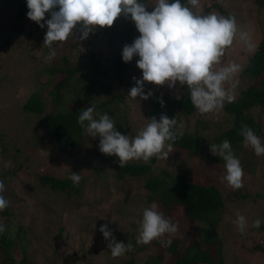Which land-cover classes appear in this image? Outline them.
Listing matches in <instances>:
<instances>
[{
  "label": "rangeland",
  "instance_id": "374dc122",
  "mask_svg": "<svg viewBox=\"0 0 264 264\" xmlns=\"http://www.w3.org/2000/svg\"><path fill=\"white\" fill-rule=\"evenodd\" d=\"M16 1L0 0L1 30L8 23V15L15 11ZM212 1L222 3L233 14L237 25L233 44L225 49L220 63L215 65L217 70L232 62L240 66V71L232 78L233 82L238 81L232 90L235 99L255 80L244 68L264 32V8L258 6V0H199V5L192 10L201 11L204 3L210 4ZM156 2L150 1L146 10L153 11L151 5ZM212 13L225 17L216 10ZM50 18V13H46L43 28L40 25L36 27V22L29 19L22 32L12 35L8 46L0 43V174L7 165L9 169H15L14 173L0 178L6 185L4 196L9 201V206L5 208L9 212L0 210V223L4 226L5 238L10 243V255L16 258L15 263L127 264L129 256L126 253L115 258L111 255L108 248L110 241L104 238L99 229L107 224L116 240L119 233L126 238L127 233L136 232L138 237V221L142 220L144 210L153 203L165 218H169L178 227L175 234L165 235L176 237L180 241L188 236L193 237L200 227L186 219L178 207L162 208L156 200L148 204L144 183L150 176H126L124 181L117 179L115 167L118 158L100 152L99 136L86 139L82 148L69 157L55 147L50 134L42 129L40 123L43 113L24 110L23 104L32 93H37L43 100L50 97V89L54 88L62 76H52L48 69L59 55L62 57L63 50L70 49L66 56L72 63L79 58L76 48H69L66 43H57L53 44L56 56L51 60L45 59L49 51H45L47 46L43 45V41L48 30L46 20ZM109 28L118 36L115 46L109 49L102 44L101 47L103 56L108 57L107 65L111 71H115L116 54L125 44L122 35L127 31V18L121 15ZM77 32L82 34L79 29ZM241 32L248 33L251 49L240 38ZM140 35L138 31L127 44L133 43ZM139 59L134 56L131 62H127L128 66L122 78L124 83L135 85L133 77L142 78V70L136 63ZM108 80L99 82L94 92L89 90L87 95L82 94L85 86H74L71 82L70 93H62V105L68 106L66 103L72 98L87 103L108 99L111 93L104 86L109 83ZM112 85L115 91L124 93L125 99L118 101L114 98L111 104L97 109L96 114L108 113L115 120L118 131L134 137L150 123V99H133L128 95L130 90L119 85L117 78ZM180 86L179 81L174 87H169L167 83L155 85L145 82L147 91H167L172 95ZM78 90L81 92L76 95L75 91ZM47 106L46 110L52 108L53 103L49 100ZM251 112L261 123L258 137L264 144V107L255 106ZM180 121L182 129L188 128L192 134L202 137L201 151L204 157L201 158L197 153L190 155L172 147L168 159L157 158L154 170L165 167L171 174H175L177 170L187 168L190 169L192 180L213 183L224 196L233 192L235 188L221 179L227 175L225 161L210 151L211 143H222L223 132L231 125L230 115L223 108L203 114L196 110L194 116H181ZM232 149L244 172L242 190L247 197L226 200L224 211L215 228L218 246H211L210 252L215 258L221 255L225 264H264V249L256 247L260 240L264 242V230L253 227V222L257 219L264 224V154L257 156L250 145L245 147L244 141ZM20 165L22 166L19 167ZM73 172L82 177L78 184L70 179ZM49 175L68 179L73 184L72 189L68 186L65 189L53 188L50 183L41 181L44 176ZM238 215L246 218L247 226L243 233L234 223ZM165 235L159 239H163ZM154 240L148 244H138L136 241L131 249V264H145L153 253L169 263L166 261L167 253L163 254ZM206 243L212 245L213 241L206 239ZM104 245L108 250L100 251L99 247ZM77 247L79 250L75 257L74 250ZM94 250H99V253ZM2 251L0 249V264L4 257Z\"/></svg>",
  "mask_w": 264,
  "mask_h": 264
},
{
  "label": "clouds",
  "instance_id": "9594fccd",
  "mask_svg": "<svg viewBox=\"0 0 264 264\" xmlns=\"http://www.w3.org/2000/svg\"><path fill=\"white\" fill-rule=\"evenodd\" d=\"M198 5L199 0H186L185 3H181V0H158L154 10L149 12L147 5L138 0H27V16L43 28L45 14L50 13L43 41V45L49 48L46 60L53 59L57 54L54 42L66 41L76 33L78 26L82 33L80 38L87 39L98 26L111 27L121 15L130 17L141 35L124 46L122 59L131 62L134 56H138L140 59L136 63L142 70V78L133 77L135 86L128 95L133 99L139 97L147 100L152 93L145 94V82L155 85L167 83L169 87H174L179 81L182 86H187L192 104L203 114L223 108L225 102L234 100L232 90L238 81L233 82L232 78L240 71V66L232 62L218 70L215 68L225 49L233 44L237 33L235 18L215 13L201 16L192 10ZM240 38L248 43V33L241 32ZM248 47L251 49L250 43ZM161 103L163 105V101ZM148 120L150 123L133 137L118 131L115 120L108 113L96 114L93 102L90 107L82 109L78 117V123L87 135L100 137V152L116 156L120 168L133 159H143L145 162L154 156L168 159L178 138L177 120L166 114L161 115L159 120L155 117ZM239 134L244 137L245 147L250 145L257 156L264 154V144L250 126L242 125ZM166 141L169 142L167 146ZM210 151L225 161L227 175L221 179L235 189L241 188L244 172L230 141L225 139L220 144L211 143ZM70 179L78 184L82 177L73 172ZM6 190L5 183L0 180V210L9 206V201L3 195ZM138 223V244H148L178 230L177 225L165 218L155 203L144 210ZM234 223L241 233L245 231L247 225L244 216L238 215ZM260 225L259 219L253 222V227L259 228ZM99 230L110 241L108 247L114 258L132 249L130 243L118 242L107 224ZM3 231L4 226L0 225V232ZM170 244L169 239L164 246Z\"/></svg>",
  "mask_w": 264,
  "mask_h": 264
},
{
  "label": "trees",
  "instance_id": "16d2710c",
  "mask_svg": "<svg viewBox=\"0 0 264 264\" xmlns=\"http://www.w3.org/2000/svg\"><path fill=\"white\" fill-rule=\"evenodd\" d=\"M150 1L152 0H138V2L145 3L146 5ZM156 1L158 2V0ZM16 2L17 7L15 11L8 15L7 25L4 29H0V43L3 42V46H8L11 43L12 35L16 32H22L25 22L29 20L27 16V12L29 11L27 0H17ZM185 2L186 0H181V3ZM156 3L151 5L152 10H154ZM258 6L264 8V0H258ZM213 10L223 14L226 18L234 17L227 8L223 7L222 3L214 1L210 4L204 3L201 11L196 12L194 10V12L205 16L212 13ZM35 25L39 27V24L35 23ZM78 29L79 26L77 27ZM77 30L66 41L54 42V44L66 43L69 48H76L79 58L72 63L66 56L70 49L66 51L62 49V57L60 58L59 55L55 63H51L52 65L48 69L49 73L52 76H62L58 79L54 88L50 89L51 98L49 97L50 99L46 98L43 100L37 93H32L23 104V108L26 111L43 113V118L40 123L42 129L50 134L52 141L55 143V147L60 152L66 153L69 157L73 156L74 153L82 148L86 139H91V136L87 135L78 123V117L82 109L90 107L92 104L87 103V101H79L78 99L72 98L73 100L71 99L66 103L68 106L64 107L62 105L61 98H64L62 93L64 91L70 93L69 88L71 82H73L74 86H85L82 94L87 95L89 90L90 92H94L99 82H105L106 79H109V83L104 84V86L105 89L109 90L111 95L106 100L96 101L94 103L96 110L111 104L114 98L118 101L125 99L124 93L114 90L112 84L115 78L119 81V85H124L129 90L135 86L133 83H124L122 81L128 66L127 62H124L122 59V51L127 42L138 32L135 22L130 17L127 18V31L122 35L125 44L119 48L116 54L115 71H111L107 65L106 61L108 57L103 56V47H101L102 44L104 46L106 45L109 49H113L115 46L118 36L112 29L98 26L94 32L89 33L90 36L87 39H81L82 34L78 33ZM45 51H49V48L45 47ZM244 70L248 75L255 78L254 83L242 90L239 96L231 103L225 102L223 107V110L231 117V125L223 132L222 142L225 139L229 140L232 148L244 141V137L239 134L242 125L250 126L257 136L261 133V123L252 114L251 109L255 106L264 107V32ZM146 91L145 88V93H152L149 96L150 109L148 111V117L150 119L155 117L159 120L161 115L166 114L169 118L175 117L177 120L176 131L178 138L172 147H177L178 151H186L190 155L197 153V155L203 158L204 156L201 151L202 137L192 134L188 128L182 129L180 126L181 116H194L197 110L191 102L187 86L181 85L179 90L173 95L167 91L164 93H160L157 90ZM75 92L77 95V92L79 93L81 91L78 90ZM49 100L53 103V106L46 110ZM161 101H163V105ZM196 120L198 121L199 119L196 118ZM180 133L182 135H179ZM168 143L166 141L165 145L167 146ZM156 161L157 158L155 156L147 162L144 160H131L122 168H120L118 162L115 167V175L119 181H124L126 176H150L144 183L148 204L156 200L162 208L178 207L186 219L190 220L193 225H198L200 228L193 237H185L183 241L170 235H165L161 240L159 237L156 238L154 240L155 244L160 246L163 254L167 253L166 261H169V263H165L164 258L158 256L157 253H153L145 261V264H225L221 255L215 258L210 252L212 249L211 246H218L215 240V228L224 211L226 200L244 199L247 197V194L244 193L241 187L234 189L233 192L224 196L217 185L206 181L196 182L192 180L190 169L187 168H181L175 174H171L170 170L165 167H161L160 170L155 171L154 165ZM14 170L9 169L8 165L5 166L3 173L0 174V178L5 177L8 173H14ZM41 181L50 183L53 188L60 187L65 189L68 186L72 189L73 186L63 176H44ZM4 212L8 213L9 211L5 209ZM259 229L264 230V224H261ZM135 233H127L126 238L128 240L121 237L119 233L117 241L119 240L125 244L130 243L133 247L137 241ZM169 239L171 240V244L164 246V243ZM206 239L212 240L213 244L209 245L206 243ZM9 244L5 238V232H0V249H3L2 252L4 255L1 259L2 264H16V258L10 255ZM256 247L264 249L263 240H260ZM108 248L105 245L99 247L100 251L108 250ZM78 250L79 247L74 250L75 257H77L76 253ZM94 251L97 253L99 250ZM126 254L129 256L126 262L127 264H131L133 261L131 250L127 251Z\"/></svg>",
  "mask_w": 264,
  "mask_h": 264
}]
</instances>
